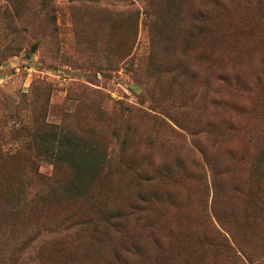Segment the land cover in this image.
Wrapping results in <instances>:
<instances>
[{
  "label": "rangeland",
  "instance_id": "374dc122",
  "mask_svg": "<svg viewBox=\"0 0 264 264\" xmlns=\"http://www.w3.org/2000/svg\"><path fill=\"white\" fill-rule=\"evenodd\" d=\"M0 73V264H264V0H0Z\"/></svg>",
  "mask_w": 264,
  "mask_h": 264
},
{
  "label": "trees",
  "instance_id": "16d2710c",
  "mask_svg": "<svg viewBox=\"0 0 264 264\" xmlns=\"http://www.w3.org/2000/svg\"><path fill=\"white\" fill-rule=\"evenodd\" d=\"M43 126L44 127H46V128H49L50 126L48 125H43L42 124V128H43ZM24 129V128H23ZM31 130H33L35 133L34 134H36V131H37V134L38 133H40V132H47L45 129H44V131L42 130L41 131V129H40V126L39 127H36L35 129H34V127L33 128H31ZM36 130V131H35ZM36 137V136H35ZM32 140H34V137H32ZM19 145L17 146V148L15 147V149L14 150H12L13 152H11L10 150H2V148H0V158L1 159H3V160H6V161H10V160H12L15 156H16V153L18 152V150H19ZM74 150V149H73ZM69 150L68 151V157L66 158H61V159H63V161L66 163V164H69V165H71V168H74L75 167V165L77 164V163H79L80 161V159H81V153L82 152H80V150L79 149H76V151L74 150ZM73 151V153H71ZM55 160L56 159H58V158H54ZM31 175H32V178L34 179V180H38V181H43V180H46L47 181V179L48 178H45V177H43L42 175H40L38 172H37V170L36 169H32L31 170ZM89 175V174H88ZM263 178V177H262ZM46 181H44V182H46ZM261 187V185H259L258 186V188H260ZM261 191H262V193H263V195H264V185L262 186V188H261ZM72 221H74V223L76 224V225H81V224H88L89 222H90V219L89 218H87V217H84V218H72L71 219ZM61 221L62 222H65V218H64V216L61 218ZM247 221L251 224V225H254V226H256L257 224L259 225L258 226V229H260V228H262L263 227V229H264V222L263 221H260V218L259 217H257L256 215H252L251 217H249L248 219H247ZM250 253V252H249ZM249 253H247V258L246 259H248V255H252V254H249Z\"/></svg>",
  "mask_w": 264,
  "mask_h": 264
},
{
  "label": "built area",
  "instance_id": "2783aa9c",
  "mask_svg": "<svg viewBox=\"0 0 264 264\" xmlns=\"http://www.w3.org/2000/svg\"><path fill=\"white\" fill-rule=\"evenodd\" d=\"M56 76L59 77V74H57ZM2 79L4 80L5 76L3 73H0V83H2ZM62 79H64V78L62 77Z\"/></svg>",
  "mask_w": 264,
  "mask_h": 264
}]
</instances>
